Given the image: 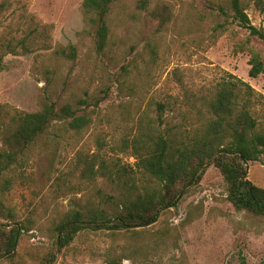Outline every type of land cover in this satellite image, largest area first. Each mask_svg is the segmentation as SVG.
<instances>
[{
	"label": "rangeland",
	"instance_id": "obj_1",
	"mask_svg": "<svg viewBox=\"0 0 264 264\" xmlns=\"http://www.w3.org/2000/svg\"><path fill=\"white\" fill-rule=\"evenodd\" d=\"M140 1L111 5L108 43L99 49L83 0H0V105L12 113L70 104L90 119L80 130L54 123L0 171V227L27 228L0 264H264V216L236 209L213 164L156 223L118 233L86 229L57 245L56 224L71 211L111 208L102 203L115 186L101 175L90 180L87 167L96 170L102 159L134 165L124 141L143 114L157 120L161 103L162 129H190L194 107L230 75L264 95V72L249 75V51L264 60V41L234 20L231 0H147L146 8ZM242 3L264 30V0ZM70 47L75 58L62 52ZM252 107L264 123V102ZM248 168L264 187V155Z\"/></svg>",
	"mask_w": 264,
	"mask_h": 264
},
{
	"label": "trees",
	"instance_id": "obj_2",
	"mask_svg": "<svg viewBox=\"0 0 264 264\" xmlns=\"http://www.w3.org/2000/svg\"><path fill=\"white\" fill-rule=\"evenodd\" d=\"M115 1L83 0L82 7L95 28L99 49H104L108 43L107 16ZM139 6L146 8L147 0H141ZM231 6L234 20L251 36L264 41V30L252 24L242 0H231ZM239 50L247 49L240 45ZM62 52L70 58L76 57L75 47ZM249 52V75L256 78L264 72V60L253 49ZM230 78L218 85L210 99L194 107L196 113L190 115V129L184 130L182 124L162 129L164 105L161 103L157 120L143 114L136 134L124 141V148L133 149L134 165L125 166L120 159L109 165L102 159L96 170L88 166L90 175L85 174L90 180L101 175L115 186V194L102 203L112 206L71 211L56 224L57 245L69 246L86 229L118 233L156 223L165 210L176 207L187 190L200 182L211 164L222 172L228 198L236 209L264 216V187L250 180L248 168L250 162L259 161L264 155V123L259 121L252 107L263 103L264 95L242 79L234 75ZM62 121L80 130L90 119L85 115L77 116L70 104L57 108L55 103H47L38 112L16 109L12 113L5 105H0V171L7 172L20 162L41 135L54 123ZM139 174L147 181H141ZM25 228L20 225L6 231L0 227V257L16 249L21 230Z\"/></svg>",
	"mask_w": 264,
	"mask_h": 264
}]
</instances>
